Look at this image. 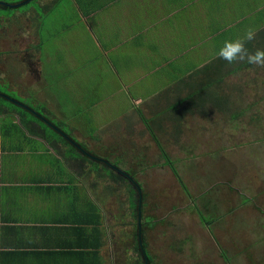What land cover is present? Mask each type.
Returning a JSON list of instances; mask_svg holds the SVG:
<instances>
[{
    "label": "crops",
    "instance_id": "1",
    "mask_svg": "<svg viewBox=\"0 0 264 264\" xmlns=\"http://www.w3.org/2000/svg\"><path fill=\"white\" fill-rule=\"evenodd\" d=\"M71 5L70 21L45 37L39 10L17 27L0 15V264H134L117 244L105 193L107 178L122 184L107 168L134 175L136 129L166 136L170 111L204 95V64L223 63L250 34L251 10H264V0Z\"/></svg>",
    "mask_w": 264,
    "mask_h": 264
},
{
    "label": "rangeland",
    "instance_id": "2",
    "mask_svg": "<svg viewBox=\"0 0 264 264\" xmlns=\"http://www.w3.org/2000/svg\"><path fill=\"white\" fill-rule=\"evenodd\" d=\"M0 2L23 4L0 10L16 27L20 14L39 10L44 37L51 24L70 21L75 10L71 0L44 6L41 0ZM250 14V34L222 52L223 63L220 56L204 64V95L188 93L170 111L166 136L156 128L158 135L151 127L136 129L132 170L143 188L150 264H180L200 254L216 255L222 264H264V10ZM175 123L181 127L173 128ZM108 180L105 196L113 201L108 209L118 222L117 244L123 260L135 263L129 242L138 222L130 216V194L126 185Z\"/></svg>",
    "mask_w": 264,
    "mask_h": 264
},
{
    "label": "trees",
    "instance_id": "3",
    "mask_svg": "<svg viewBox=\"0 0 264 264\" xmlns=\"http://www.w3.org/2000/svg\"><path fill=\"white\" fill-rule=\"evenodd\" d=\"M6 6L7 7H4V8H9L8 4H6ZM15 7L17 8L18 6H15ZM15 7H13V8H15ZM0 8H2L1 5H0ZM169 164H171V163H169ZM170 166L172 167V169L174 168L173 165H170ZM107 171L109 172V177L111 179H114V180H116L118 182H121V184H126V183L129 182V180H127L126 178H124L120 174H117L116 172H114L112 168H110V169L107 168ZM173 171H174V174L178 177L176 170L173 169ZM131 176L134 179L133 174ZM129 183H131V182H129ZM131 184H129V186H128V188H129L128 192L130 194V209L132 211V218L133 219L135 218V220H137V222H138L139 209H141V215H142L141 218H143V214H144L143 206H142L143 202L141 201V203H140V196H139V193L137 191V188H135L134 184H132V185ZM138 185H139V187L141 189V194H142L143 188H142V186L139 183H138ZM142 200H143V196H142ZM136 225H137V228L135 229V232L133 231L132 234H131L132 241L129 243V245L131 247H133V250H135V252L137 253V256H138V260L134 264H144V260H143V257H142V251H141L140 243H139V225L137 223H136ZM143 227H144V223H142V220H141L143 246H144V248H146L147 244H146V241H145V229ZM149 264H150V261H149Z\"/></svg>",
    "mask_w": 264,
    "mask_h": 264
},
{
    "label": "water",
    "instance_id": "4",
    "mask_svg": "<svg viewBox=\"0 0 264 264\" xmlns=\"http://www.w3.org/2000/svg\"><path fill=\"white\" fill-rule=\"evenodd\" d=\"M31 0H29L30 2ZM5 4V3H4ZM9 7H15L14 5H9ZM111 165V164H109ZM111 167L115 170H117V172L123 176L124 178H126L127 180L131 181L135 188H137V191L139 193V196H140V203L142 201V194H141V189L138 185V183L136 181H134V179L132 178V176L126 174L125 172H123L122 170H120L119 168L111 165ZM141 209H139V218H138V225H139V243H140V248H141V251H142V257H143V260H144V264H149V260H148V255H147V252L143 246V238H142V230H141Z\"/></svg>",
    "mask_w": 264,
    "mask_h": 264
}]
</instances>
